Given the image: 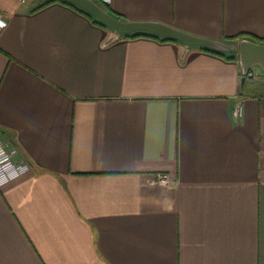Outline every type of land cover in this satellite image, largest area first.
I'll use <instances>...</instances> for the list:
<instances>
[{
	"label": "crops",
	"instance_id": "1",
	"mask_svg": "<svg viewBox=\"0 0 264 264\" xmlns=\"http://www.w3.org/2000/svg\"><path fill=\"white\" fill-rule=\"evenodd\" d=\"M45 1L0 0V138L30 166L0 186V264H264V71ZM106 4L264 41V0Z\"/></svg>",
	"mask_w": 264,
	"mask_h": 264
},
{
	"label": "water",
	"instance_id": "2",
	"mask_svg": "<svg viewBox=\"0 0 264 264\" xmlns=\"http://www.w3.org/2000/svg\"><path fill=\"white\" fill-rule=\"evenodd\" d=\"M63 1L83 10L96 21L108 27L117 36L143 32L175 40L187 47H206L221 53L237 52L243 75H246L254 65H258L264 71V43L242 39L237 45H230L211 39L196 37L159 23L119 20L103 11L92 0ZM0 133L11 138L9 132L2 128H0Z\"/></svg>",
	"mask_w": 264,
	"mask_h": 264
},
{
	"label": "built area",
	"instance_id": "3",
	"mask_svg": "<svg viewBox=\"0 0 264 264\" xmlns=\"http://www.w3.org/2000/svg\"><path fill=\"white\" fill-rule=\"evenodd\" d=\"M19 1V0H18ZM106 3L107 0H101ZM6 27V21L0 16V33ZM239 109L235 115L239 114ZM18 152L15 148H7L0 138V186H3L29 171V164L26 162H15ZM155 183L166 186L168 183L165 174L156 175Z\"/></svg>",
	"mask_w": 264,
	"mask_h": 264
},
{
	"label": "trees",
	"instance_id": "4",
	"mask_svg": "<svg viewBox=\"0 0 264 264\" xmlns=\"http://www.w3.org/2000/svg\"><path fill=\"white\" fill-rule=\"evenodd\" d=\"M54 1H58L62 4H65L73 9H75L76 11L84 14L85 16H87L95 25H98L100 27H102L103 29H105L106 31L108 32H112L108 27H106L105 25H103L102 23L96 21L93 17H91L89 14H87L86 12H84L83 10L79 9L78 7H76L75 5L71 4V3H68L66 1H63V0H47L45 1L44 3L41 4V6L43 5H46V4H49L51 2H54ZM93 2H95L103 11L107 12L108 14L112 15L113 17L119 19V20H122L117 14L113 13L109 8H108V5L101 1V0H92ZM139 36H146V37H153V38H157V39H160L162 41H172V42H176V43H179L175 40H172V39H169V38H166V37H159V36H156V35H152V34H149V33H143V32H135V33H132V34H127V35H118L117 37L119 38H124V37H139ZM241 38L240 36H237V37H232L231 40H236V39H239ZM256 42H260V43H264V41H261V40H256ZM194 49H199V50H204V51H208V52H212V53H216V54H220V55H224L226 53H221L219 51H215L213 49H210V48H206V47H192ZM232 57H229V59H231Z\"/></svg>",
	"mask_w": 264,
	"mask_h": 264
}]
</instances>
